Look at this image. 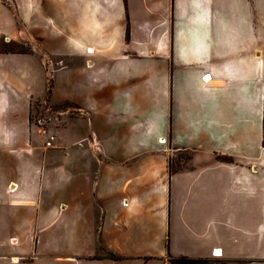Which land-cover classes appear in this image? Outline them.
Segmentation results:
<instances>
[{"label":"crops","instance_id":"crops-1","mask_svg":"<svg viewBox=\"0 0 264 264\" xmlns=\"http://www.w3.org/2000/svg\"><path fill=\"white\" fill-rule=\"evenodd\" d=\"M9 1L0 264H264V0Z\"/></svg>","mask_w":264,"mask_h":264},{"label":"rangeland","instance_id":"rangeland-1","mask_svg":"<svg viewBox=\"0 0 264 264\" xmlns=\"http://www.w3.org/2000/svg\"><path fill=\"white\" fill-rule=\"evenodd\" d=\"M7 2L9 4H12L11 1L7 0ZM18 27L23 31L25 37H29V39L23 40L21 42H11V43H7L5 38H1L0 39V48L3 50H11V51H24V52H28L31 53L32 50L34 48H36V50L39 51V53L41 54V58L44 56V53L42 51L41 48V41L39 38L35 37L32 38L31 34H32V28H31V24H23L21 23L20 19H18ZM26 37V38H27ZM46 58V67L45 70L47 71V76H48V82H47V86L50 87L51 86V80H52V76L51 74L53 73V61L56 65L61 66L62 65V57L60 56H54V55H50L45 57ZM52 66V67H51ZM36 104V113L34 116V122L37 123L40 126H44L47 125L48 123L51 124H61L62 120H61V114L57 113V115L59 114V118H55L54 119H50L48 116V110H57V109H62L64 106H66L64 103H61L59 106H54L51 105L47 102H43L42 104L39 103H35ZM176 159H187L188 158V153L183 152L178 154L176 157ZM60 236V240L59 242L62 244L64 242V233L61 232L59 233Z\"/></svg>","mask_w":264,"mask_h":264},{"label":"trees","instance_id":"trees-1","mask_svg":"<svg viewBox=\"0 0 264 264\" xmlns=\"http://www.w3.org/2000/svg\"><path fill=\"white\" fill-rule=\"evenodd\" d=\"M1 50L4 52H24V51L3 50V48ZM215 262L217 261L208 258H194L186 255H180V256L169 255L167 264H212Z\"/></svg>","mask_w":264,"mask_h":264},{"label":"built area","instance_id":"built-area-1","mask_svg":"<svg viewBox=\"0 0 264 264\" xmlns=\"http://www.w3.org/2000/svg\"><path fill=\"white\" fill-rule=\"evenodd\" d=\"M54 138H55L54 135H50V136H49V140L46 142V145H47V146H51L52 141L54 140Z\"/></svg>","mask_w":264,"mask_h":264}]
</instances>
